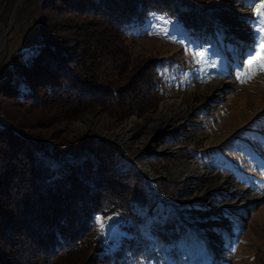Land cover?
Masks as SVG:
<instances>
[{"label":"trees","instance_id":"1","mask_svg":"<svg viewBox=\"0 0 264 264\" xmlns=\"http://www.w3.org/2000/svg\"><path fill=\"white\" fill-rule=\"evenodd\" d=\"M18 1L2 0L5 27ZM41 1L17 10L15 30L35 20L33 44L0 72V264H131L147 248L138 211L151 197L140 174L116 145L68 139L61 127L98 109L121 123L152 112L154 60L132 65L126 32L153 13L200 29L201 10L194 0L184 7L176 0ZM50 141L54 159L62 151L68 158L57 167L45 161ZM113 215L129 220V233L100 252L97 218ZM165 227L166 220L151 223L150 234L177 242L176 230Z\"/></svg>","mask_w":264,"mask_h":264},{"label":"rangeland","instance_id":"2","mask_svg":"<svg viewBox=\"0 0 264 264\" xmlns=\"http://www.w3.org/2000/svg\"><path fill=\"white\" fill-rule=\"evenodd\" d=\"M176 1L184 7L187 0ZM192 4L201 10L200 29L153 13L126 32L131 64L154 60L156 107L152 112L121 123L98 109L65 124L61 131L68 139L90 138L116 145L136 167L143 186L145 178L149 182L152 194L145 189L151 197L149 208L138 211L142 221L137 226L147 248L131 256V264H255L257 259L264 263V73L246 82L237 79L247 68L251 46L259 42L255 4L253 0H194ZM35 24L31 18L17 30L13 26L0 53V72L7 73L12 55L31 47ZM196 52L204 54L200 62L193 59ZM104 68L115 78L111 62ZM166 103L174 108L161 116ZM54 145L50 141L45 146V161L57 167L68 158L62 151L54 159ZM190 161L198 170L189 168ZM146 170L153 180L149 181ZM236 188L243 189L242 197ZM252 196L263 200L237 210ZM212 207H222L221 213L201 220ZM151 208H155L154 216L146 218ZM98 219L105 226L101 229L97 223V250L115 249L129 233V220L122 215ZM224 219L228 230L209 227ZM162 220L167 221L166 229L176 230L177 242L150 234L151 223ZM209 236L222 240L223 248Z\"/></svg>","mask_w":264,"mask_h":264},{"label":"snow or ice","instance_id":"3","mask_svg":"<svg viewBox=\"0 0 264 264\" xmlns=\"http://www.w3.org/2000/svg\"><path fill=\"white\" fill-rule=\"evenodd\" d=\"M253 3L255 4L256 16L254 23L259 26L256 33L259 42L254 41L246 60L247 68L242 69L237 76V79L242 82H246V79H252L259 73H264V0H259L258 3L253 0ZM203 55L202 52H196L193 59L200 62L203 59ZM97 223L101 229L104 228L105 225L102 219H98Z\"/></svg>","mask_w":264,"mask_h":264},{"label":"bare ground","instance_id":"4","mask_svg":"<svg viewBox=\"0 0 264 264\" xmlns=\"http://www.w3.org/2000/svg\"><path fill=\"white\" fill-rule=\"evenodd\" d=\"M174 107H173V105H172V103H166V104H164L163 105V107H162V112H161V116H164V114L165 113H167V112H169L170 110H172ZM171 112V111H170ZM174 114V113H173ZM164 118V117H163ZM189 168L190 169H192V170H194V171H196V170H198V167L195 165V162L194 161H190L189 162ZM145 173L147 174V177H148V179H149V181H151V180H153V176L151 175V173L148 171V170H146L145 171ZM199 175H202V173H198ZM147 180V179H146ZM224 184V183H226V181L224 180V182H221V184ZM244 191H243V189H239V188H236L235 189V193H237V195L238 196H241V194L243 193ZM242 197V196H241ZM260 198L261 197H256V196H252V197H250V199L245 203V204H242V205H240V207H238V206H236V208H237V210H240V211H244V208L245 207H247V205H250L251 203H253V202H255V201H257V200H260ZM228 206H230L229 204H227L226 206H222L223 208H225V207H228ZM222 207H212L211 209H210V211H208V212H206L205 214H204V216H208L209 214H219V213H221V210H222ZM203 216V215H202ZM221 221H222V219H220ZM220 221V222H221ZM228 220L227 219H224L223 220V222H218L217 223V227L215 228V229H218V227H224V230H228L229 229V225L228 224H226V222H227ZM210 222V221H209ZM211 223V222H210ZM203 225H200V228L202 229V231H203V228L204 227H202ZM206 234H207V232H206ZM215 235H217L216 234V232H215ZM206 236H208V235H206ZM209 238V240H211V242H213L214 244H216L217 246H218V248L221 250L223 247V241L222 240H220V239H214L213 238V236H209L208 237ZM220 245H222V246H220ZM218 249V250H219ZM219 250V251H220ZM218 251V252H219ZM222 252H223V250H222Z\"/></svg>","mask_w":264,"mask_h":264},{"label":"water","instance_id":"5","mask_svg":"<svg viewBox=\"0 0 264 264\" xmlns=\"http://www.w3.org/2000/svg\"><path fill=\"white\" fill-rule=\"evenodd\" d=\"M25 0H20L18 3H17V5H16V7H15V10H14V12H13V14H12V17H11V20H10V23H9V26H8V28L6 29V28H4L1 24H0V53H1V51L5 48V46H6V41H7V37H8V35L10 34V32L12 31V29H13V26H14V22H15V15H16V12H17V10H18V8L21 6V4L24 2ZM0 3H1V0H0ZM45 149H47V147H45ZM149 154V153H148ZM50 159H53V157L50 155ZM143 178V177H142ZM148 184H149V182L146 180V178H145V183H144V187H145V189L147 190V192L148 193H150V194H152V190L150 189V188H148L149 186H148ZM260 200L262 201L263 199L262 198H260ZM260 201V202H261ZM259 202V201H258ZM248 208H250L249 206H248ZM154 209L155 208H151V209H149L148 210V213H147V216H146V218H152L153 216H154ZM245 214H247L246 216H247V218H249V211L248 212H245ZM206 215V214H205ZM237 215V214H236ZM202 218H204V215L202 216L201 215V220H202ZM246 221H247V219H246ZM214 224H216V222L214 223H212V224H209V227H214V228H216L217 226V224L216 225H214ZM203 227V226H202ZM208 227V228H209ZM213 228V229H214ZM226 238L228 237L229 238V236H228V234L226 233Z\"/></svg>","mask_w":264,"mask_h":264}]
</instances>
